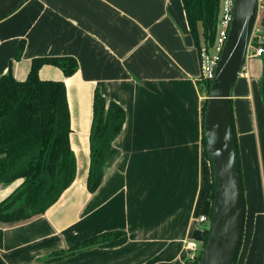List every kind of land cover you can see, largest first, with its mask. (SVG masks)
<instances>
[{
	"label": "crops",
	"instance_id": "crops-1",
	"mask_svg": "<svg viewBox=\"0 0 264 264\" xmlns=\"http://www.w3.org/2000/svg\"><path fill=\"white\" fill-rule=\"evenodd\" d=\"M41 56L78 62L70 76L50 64L38 70L65 84L76 171L44 213L0 222V264H184L185 242L201 244L199 217L212 210V167L202 145L198 51L181 0H26L0 20V75L24 80ZM244 71L230 93L245 201L236 264H264V54L249 58ZM96 88L124 108L126 120L90 192ZM19 183L0 185V201ZM115 229L125 230L124 243L44 261Z\"/></svg>",
	"mask_w": 264,
	"mask_h": 264
},
{
	"label": "trees",
	"instance_id": "trees-1",
	"mask_svg": "<svg viewBox=\"0 0 264 264\" xmlns=\"http://www.w3.org/2000/svg\"><path fill=\"white\" fill-rule=\"evenodd\" d=\"M181 2L197 51L202 43L212 44L219 9L217 1ZM24 46V39L19 40L15 59L21 57ZM44 64L57 66L64 76H70L78 69V62L73 56H41L31 60L30 70L24 80H17L11 72L0 75V185L6 186L20 180L13 191L0 201V222L4 224L18 223L44 213L72 183L75 176L76 162L69 142L70 114L66 87L63 80L41 79L38 76V70ZM198 83L200 91H205L208 96L211 80H199ZM206 104L207 98L202 104L203 121ZM229 108L241 178L231 104ZM125 120L124 108L114 100H106L96 88L92 101L90 162L86 179L90 192H94L100 185L108 150L122 130ZM206 144L203 131V151L208 156ZM214 191L212 174V203ZM207 234L205 226L198 253L193 260L186 259L184 264L200 263ZM126 239L125 230L103 231L68 248L50 253L44 261L64 258L91 247L120 245ZM239 248L233 264H236Z\"/></svg>",
	"mask_w": 264,
	"mask_h": 264
},
{
	"label": "water",
	"instance_id": "water-1",
	"mask_svg": "<svg viewBox=\"0 0 264 264\" xmlns=\"http://www.w3.org/2000/svg\"><path fill=\"white\" fill-rule=\"evenodd\" d=\"M26 0H0V20ZM217 1V0H216ZM257 0H234L227 39L215 67L203 131L215 185L208 234L199 264H233L242 239L245 205L230 120V93L245 60Z\"/></svg>",
	"mask_w": 264,
	"mask_h": 264
},
{
	"label": "built area",
	"instance_id": "built-area-1",
	"mask_svg": "<svg viewBox=\"0 0 264 264\" xmlns=\"http://www.w3.org/2000/svg\"><path fill=\"white\" fill-rule=\"evenodd\" d=\"M234 0H217L219 9L216 19V29L213 43L208 45L202 43L198 50V58L200 64V80H212L215 67L222 52L223 46L227 39L230 23L232 20V9ZM264 54V0H257V9L255 21L249 36L246 47V55L240 73L246 74L244 71L246 62L251 57H259ZM199 221L209 222L208 216H200ZM207 227V226H206ZM187 258L193 260L199 251L200 245L193 240L185 242Z\"/></svg>",
	"mask_w": 264,
	"mask_h": 264
},
{
	"label": "rangeland",
	"instance_id": "rangeland-1",
	"mask_svg": "<svg viewBox=\"0 0 264 264\" xmlns=\"http://www.w3.org/2000/svg\"><path fill=\"white\" fill-rule=\"evenodd\" d=\"M203 93H204L205 97H207L206 92L204 91ZM206 226L208 227V223H206Z\"/></svg>",
	"mask_w": 264,
	"mask_h": 264
}]
</instances>
